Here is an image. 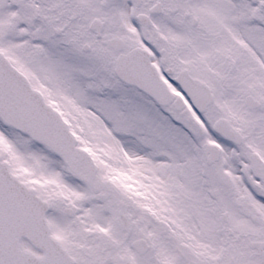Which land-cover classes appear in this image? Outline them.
Returning <instances> with one entry per match:
<instances>
[{
  "label": "snow or ice",
  "instance_id": "obj_1",
  "mask_svg": "<svg viewBox=\"0 0 264 264\" xmlns=\"http://www.w3.org/2000/svg\"><path fill=\"white\" fill-rule=\"evenodd\" d=\"M0 264H264V0H0Z\"/></svg>",
  "mask_w": 264,
  "mask_h": 264
}]
</instances>
